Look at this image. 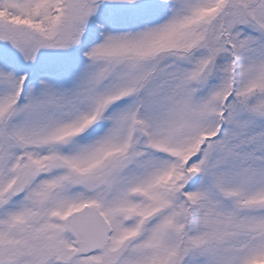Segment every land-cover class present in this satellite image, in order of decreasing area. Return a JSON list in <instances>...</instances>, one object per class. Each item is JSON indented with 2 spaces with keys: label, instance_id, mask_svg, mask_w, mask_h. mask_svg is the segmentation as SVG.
Wrapping results in <instances>:
<instances>
[{
  "label": "snow or ice",
  "instance_id": "6c2138e0",
  "mask_svg": "<svg viewBox=\"0 0 264 264\" xmlns=\"http://www.w3.org/2000/svg\"><path fill=\"white\" fill-rule=\"evenodd\" d=\"M0 264H264V0H0Z\"/></svg>",
  "mask_w": 264,
  "mask_h": 264
}]
</instances>
